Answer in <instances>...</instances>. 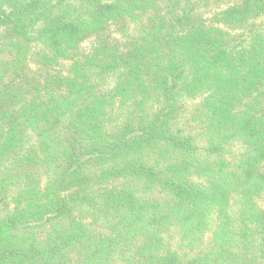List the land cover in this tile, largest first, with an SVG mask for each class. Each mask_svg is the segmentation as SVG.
Masks as SVG:
<instances>
[{
	"label": "trees",
	"instance_id": "obj_1",
	"mask_svg": "<svg viewBox=\"0 0 264 264\" xmlns=\"http://www.w3.org/2000/svg\"><path fill=\"white\" fill-rule=\"evenodd\" d=\"M0 9V264H264V0Z\"/></svg>",
	"mask_w": 264,
	"mask_h": 264
},
{
	"label": "rangeland",
	"instance_id": "obj_2",
	"mask_svg": "<svg viewBox=\"0 0 264 264\" xmlns=\"http://www.w3.org/2000/svg\"><path fill=\"white\" fill-rule=\"evenodd\" d=\"M26 1V0H0V9L7 11L11 6H15L18 4H22L20 2ZM227 1V0H225ZM229 2H235L238 0H228Z\"/></svg>",
	"mask_w": 264,
	"mask_h": 264
}]
</instances>
